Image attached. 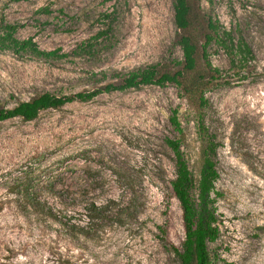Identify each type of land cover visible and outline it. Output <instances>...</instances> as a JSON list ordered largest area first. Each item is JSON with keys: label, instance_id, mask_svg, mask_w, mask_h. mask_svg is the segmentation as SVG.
I'll use <instances>...</instances> for the list:
<instances>
[{"label": "rangeland", "instance_id": "obj_1", "mask_svg": "<svg viewBox=\"0 0 264 264\" xmlns=\"http://www.w3.org/2000/svg\"><path fill=\"white\" fill-rule=\"evenodd\" d=\"M190 5L201 40L210 17L240 34L254 54L237 73L222 49L209 45L221 78L205 90V105L167 83L103 92L30 121H0V264H179L172 248L184 238L182 212L164 139L180 141L196 179L209 134L218 172L211 264H264V0ZM0 21L15 23L17 38L66 54L0 52L4 107L45 91L91 90L118 82L116 72L150 64L172 71L182 59L171 0H0ZM173 110L180 132L169 122ZM25 185L43 206L64 204L78 222L85 203L113 198L114 221L91 236L72 233L33 210L21 194Z\"/></svg>", "mask_w": 264, "mask_h": 264}, {"label": "trees", "instance_id": "obj_2", "mask_svg": "<svg viewBox=\"0 0 264 264\" xmlns=\"http://www.w3.org/2000/svg\"><path fill=\"white\" fill-rule=\"evenodd\" d=\"M171 2L173 24L177 30L176 44L182 53V59L175 62L179 66L177 69L161 71L156 65L150 64L126 73L116 72L113 75L118 78V82H105L91 90L65 95L45 91L28 100L19 101L12 107L0 106V121L13 117L30 121L42 110L58 108L72 101H87L103 92L138 88L144 85L163 86L167 83L175 84L187 98L198 101L202 106L205 105L207 103L205 90L211 83L221 78V70L212 66L208 59L209 45L215 44L222 49L230 67L237 73L248 66L254 59V54L240 34L236 36L232 29L218 25V22L211 20L210 17L206 23L210 32L201 40L193 23L190 0H171ZM39 11L49 12L44 7ZM17 27L15 23L0 21V52L10 51L17 55L28 51L44 58L66 55L58 54V50H41L30 37L17 38L15 36ZM102 34L103 32H99L98 36ZM84 47L89 50L92 45L86 43ZM169 122L178 132L181 131L175 110L172 111ZM205 137L201 149V165L196 179L188 168L180 141L170 137L164 139L166 146L172 152L174 162V177L170 180V188L182 212L184 238L180 248H172L179 264H211L207 242H213L218 237L215 199L212 197L216 193L215 181L218 179L214 160L217 142L212 134ZM28 192L29 187L23 186L21 194L29 199L27 201L32 203L31 207L34 211L60 222L72 233L91 236L108 221H114L113 198H106L104 203L99 204L94 201L85 203L81 212L85 217L84 222L80 218L82 222H78L72 221V214L63 207L64 204L59 209L43 206L37 199L36 192Z\"/></svg>", "mask_w": 264, "mask_h": 264}]
</instances>
